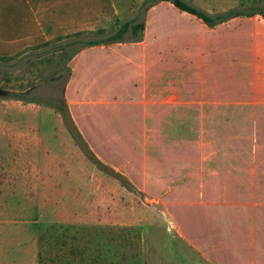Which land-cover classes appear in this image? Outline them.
Here are the masks:
<instances>
[{"label":"rangeland","instance_id":"obj_1","mask_svg":"<svg viewBox=\"0 0 264 264\" xmlns=\"http://www.w3.org/2000/svg\"><path fill=\"white\" fill-rule=\"evenodd\" d=\"M187 1L211 13L264 10V0ZM111 2L119 23L135 13L145 21L160 0ZM116 23L0 55V264H213L184 235L177 209L142 190L138 105L67 100L71 56ZM215 210L237 251L257 222L245 209L202 212Z\"/></svg>","mask_w":264,"mask_h":264},{"label":"crops","instance_id":"obj_2","mask_svg":"<svg viewBox=\"0 0 264 264\" xmlns=\"http://www.w3.org/2000/svg\"><path fill=\"white\" fill-rule=\"evenodd\" d=\"M49 21L60 26L53 30L89 26L86 18H57L40 0H0V55L41 33L54 37L43 27ZM120 44L71 56L68 102L138 105L142 190L166 206L196 207L203 218L205 206L245 209L258 226L237 251L216 210L207 221L218 222L230 260L264 264V16L209 26L160 0L147 8L143 38Z\"/></svg>","mask_w":264,"mask_h":264},{"label":"trees","instance_id":"obj_3","mask_svg":"<svg viewBox=\"0 0 264 264\" xmlns=\"http://www.w3.org/2000/svg\"><path fill=\"white\" fill-rule=\"evenodd\" d=\"M156 0H153V2ZM176 7L188 11L209 26H213L218 22L226 20L232 16L243 14L252 15L254 13H261L264 16L263 9L252 8L243 11L238 7H229L222 11L214 13L187 1V0H169ZM43 4H49V8H53L55 16L58 18H67L74 21V19L86 18L87 24L101 29L110 24H115L118 20L117 14L113 7L111 0H40ZM138 13H135L128 19L116 23V28L104 38H90L86 40V44H101L112 43L117 41H137L143 38L144 20H139ZM52 25H58L55 21L43 22L45 32H52L54 37H59L63 33L71 32L70 27L50 29ZM46 27L49 29H46ZM130 32L129 37H125V33ZM44 40V33H41L37 38H34L31 43H39ZM25 44V41H22ZM171 209H177V216L185 224L183 226L184 235L197 246L214 264H236V262L229 259L225 252L224 246L220 243L222 240L219 234L218 222H208L201 215H198L196 207L188 205H171ZM211 227V229H210Z\"/></svg>","mask_w":264,"mask_h":264},{"label":"water","instance_id":"obj_4","mask_svg":"<svg viewBox=\"0 0 264 264\" xmlns=\"http://www.w3.org/2000/svg\"><path fill=\"white\" fill-rule=\"evenodd\" d=\"M6 93H7V90L2 88V87H0V94H6Z\"/></svg>","mask_w":264,"mask_h":264}]
</instances>
